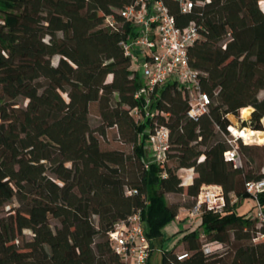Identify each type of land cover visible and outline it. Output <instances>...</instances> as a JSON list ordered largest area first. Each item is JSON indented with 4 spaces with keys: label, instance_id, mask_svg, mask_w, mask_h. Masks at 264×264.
Instances as JSON below:
<instances>
[{
    "label": "trees",
    "instance_id": "16d2710c",
    "mask_svg": "<svg viewBox=\"0 0 264 264\" xmlns=\"http://www.w3.org/2000/svg\"><path fill=\"white\" fill-rule=\"evenodd\" d=\"M162 1L179 27H204L190 65L203 74L212 105L197 120L187 117L189 101L176 83L150 95L148 112L168 118L136 123L130 115L134 108L144 113V98H135L143 79L130 70L121 46L137 36L119 14L133 0H0V264H124L109 232L141 210L151 241L163 238L179 215L166 195L184 193L183 169L197 174L187 186V210L202 186L217 185L227 214L205 212L195 229L178 233L189 257L180 261L176 246L163 250L161 264H264V241L254 242L264 224L252 209L239 213L231 205V196L248 200L246 184L264 173L250 167L256 162L250 146L239 145L246 156L240 169L224 158L230 116L253 107L242 128L263 131L264 0H211L190 14L176 0ZM109 16L118 30L105 25ZM93 104L103 122L97 129ZM160 125L171 132L168 163L147 169L149 136ZM107 128L129 137L132 157L101 149ZM13 200L18 206L3 215ZM202 235L226 251L206 255Z\"/></svg>",
    "mask_w": 264,
    "mask_h": 264
},
{
    "label": "built area",
    "instance_id": "2783aa9c",
    "mask_svg": "<svg viewBox=\"0 0 264 264\" xmlns=\"http://www.w3.org/2000/svg\"><path fill=\"white\" fill-rule=\"evenodd\" d=\"M183 14H190L195 6L209 4L211 0L194 3L191 0H176ZM121 18L129 22L136 30L135 39L124 41L121 46L125 55L130 59V70L143 79V87L135 98H144V113L139 108L130 110V115L136 123L145 117L154 118L159 114L168 118L167 114L155 111L148 112L151 105V93L156 88H164L169 83H176L178 89L188 98L189 111L187 117L197 120L208 113L212 99L202 88V73L190 65V51L202 40L204 27L196 22L186 27L178 26L175 17L162 0H133L132 4L119 11ZM105 25L118 30L119 22L114 16L105 20ZM225 48V47H224ZM243 120V119H242ZM264 126V120H263ZM233 125L228 127L230 137L227 142L230 150L224 154L226 161L235 169L243 167L239 152V143L243 138L233 133ZM171 132L165 125L157 126L149 136L146 154V168L151 165H165L168 163ZM204 157L201 158V161ZM194 172V171H193ZM164 176V174H163ZM183 184H187L189 177H181ZM248 200L252 205L251 216L258 225L264 224V178L259 181H250L246 184ZM132 195L133 191H127ZM244 201V200H243ZM243 201L231 197V205H239ZM227 200L224 189L217 185H204L195 200L192 209L177 217L179 221H189L191 224L202 218L205 212H212L220 216L227 214ZM203 238H205L202 235ZM109 244L113 252L124 264H150L152 243L147 227L142 219V211H134L127 220L118 222L108 234ZM264 241V235L259 234L255 243ZM223 245L217 242H207L203 245L206 255H211L222 249ZM189 257L188 253L178 256L180 261Z\"/></svg>",
    "mask_w": 264,
    "mask_h": 264
},
{
    "label": "rangeland",
    "instance_id": "374dc122",
    "mask_svg": "<svg viewBox=\"0 0 264 264\" xmlns=\"http://www.w3.org/2000/svg\"><path fill=\"white\" fill-rule=\"evenodd\" d=\"M259 6L264 10V2H260ZM59 58H56L54 60V64L58 63ZM111 78H108V80H110ZM264 93H261L260 97H263ZM18 103L21 106H26L27 101L24 99H19ZM252 108V112H253V107ZM251 112V114H252ZM251 114L249 115V117H247L246 119L242 117V111H240L239 113V118L235 117V116H230V121L232 123V125L236 128V129H243L242 126V121H248L251 117ZM243 119V120H242ZM90 120H91V125L93 127V129H97L98 127L103 125L102 119L99 116V106L98 104H93L91 106L90 109ZM248 128V127H247ZM251 129V128H248ZM252 130V129H251ZM263 131H264V126H263ZM119 133V130L117 128H107L106 129V134L104 136H100V146L101 149L103 151H119L124 153L127 157H132L133 155V143L131 141H129V137L126 138V140L123 139L122 135ZM121 137V139H120ZM239 145H246V146H250L252 148H250L248 150V153H250L251 155L255 156L256 158V162L250 166L253 168V170L255 172H258L261 170L262 173H264V144H252V145H247L245 143H243L242 141H240ZM242 161H244V163H246V156L241 154V151L239 150ZM176 162L175 160H171L168 164L169 167H175ZM179 176H182L184 174H181V171L178 172ZM194 176L196 177L197 174L194 173ZM183 181V180H182ZM185 191L183 194H167L166 198L167 201L169 203V205L171 206H177L179 207V215L181 214V212H183V210L187 209L188 204L192 203L191 198L188 196L187 194V187L185 186ZM232 197V196H231ZM252 205L251 201H243L242 203H240L237 206V211L239 213H243L245 211H249V207ZM18 203L16 200H13L11 203H9V205L6 206L5 210L3 211V215H9L10 214V208H14L17 207ZM56 221H53V224H56ZM171 226V225H170ZM169 227V226H168ZM168 227L166 229H168ZM177 231V230H176ZM169 239L167 241H165V243L163 244V249L164 250H171L173 248H175L179 242H180V237L179 235H174L173 232H169ZM182 236V234H181ZM27 238H31V234L27 233L26 234ZM201 242L204 245L205 243H207V239L201 237ZM157 245V250L154 253L153 259H152V264H160L161 262V251L158 249ZM226 251V248L223 247L222 249L218 250L215 253H221ZM154 252V249L152 250V253Z\"/></svg>",
    "mask_w": 264,
    "mask_h": 264
},
{
    "label": "crops",
    "instance_id": "0c3cea01",
    "mask_svg": "<svg viewBox=\"0 0 264 264\" xmlns=\"http://www.w3.org/2000/svg\"><path fill=\"white\" fill-rule=\"evenodd\" d=\"M181 174H184V175L181 176L183 178L184 177H189V179L187 180V184L185 185L187 187L188 185H190L192 183V180L194 178V172H193V170L183 169V170H181ZM187 211L188 210L185 209V210H183V212H181V214L184 215ZM200 220H201V218L197 219L194 222V224H191L189 221H179V220H177L175 223L171 224V226L169 225L168 229L165 228L163 238L155 240L152 243L153 244L152 247L154 249V252L151 255L150 264H152V259H153L155 251L157 250V245H159L158 249L161 251L160 257H161V261H162V254H163V250H164L162 247H163V244L165 243V241H167L169 239V236H170L169 232H173L174 235H179V237L181 238L182 236L180 234H178L180 231H184V230H186L188 228L195 229L196 226L198 225V223L200 222ZM175 251H176V254L178 256L183 254V253H186L185 250H184V245L183 244H178ZM160 264H161V262H160Z\"/></svg>",
    "mask_w": 264,
    "mask_h": 264
},
{
    "label": "bare ground",
    "instance_id": "6f19581e",
    "mask_svg": "<svg viewBox=\"0 0 264 264\" xmlns=\"http://www.w3.org/2000/svg\"><path fill=\"white\" fill-rule=\"evenodd\" d=\"M252 112V108H244L242 110V117L243 118H247L249 117V115ZM233 133L240 137L243 138V141L245 144L247 145H252V144H264V131H255V130H251L248 128H244V129H233Z\"/></svg>",
    "mask_w": 264,
    "mask_h": 264
}]
</instances>
